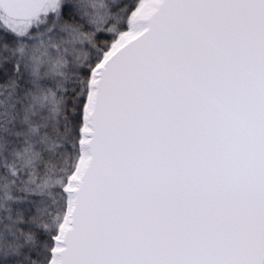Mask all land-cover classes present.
I'll return each instance as SVG.
<instances>
[{
    "label": "snow or ice",
    "instance_id": "snow-or-ice-1",
    "mask_svg": "<svg viewBox=\"0 0 264 264\" xmlns=\"http://www.w3.org/2000/svg\"><path fill=\"white\" fill-rule=\"evenodd\" d=\"M0 264H264V0H0Z\"/></svg>",
    "mask_w": 264,
    "mask_h": 264
}]
</instances>
